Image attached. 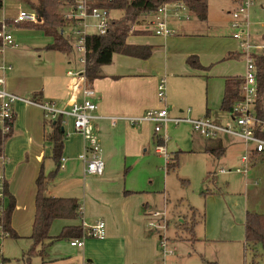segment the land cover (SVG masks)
<instances>
[{
	"label": "crops",
	"instance_id": "0c3cea01",
	"mask_svg": "<svg viewBox=\"0 0 264 264\" xmlns=\"http://www.w3.org/2000/svg\"><path fill=\"white\" fill-rule=\"evenodd\" d=\"M237 3L238 0H228L226 7L221 9L228 14L227 18L229 17L230 24H232L231 12ZM67 6L68 4H64L60 12H63L64 8L67 9ZM176 15H180L181 18H176ZM5 18L7 17L5 16L1 22ZM183 18L182 12L166 10L168 26L170 27L171 23H175V21L179 22V25L174 36H160L154 31L155 15L151 13L142 16L135 28L147 29L150 32L130 35L128 41L135 44L152 45L154 47L152 56L148 59H140L115 53L112 62L101 67V76L89 82L95 90L92 99L98 105L95 114L99 118L94 123L101 144V157L105 162L102 175L84 173V163L80 159V154L84 149V137L75 131L73 117H68L66 120V123H69V128L65 129L64 124L65 140L60 169L57 176L48 184L46 193L50 196L77 198L81 204L82 218L55 219L50 227L49 235L54 237L61 232L63 227L81 225L83 220L88 224H92L96 220H103L105 234L98 238L87 237L81 247L71 245V239L47 241L45 249L42 245L37 246L36 249L34 257L40 264L157 263L159 256L157 233L148 227L147 214L156 208L152 194L157 191L154 182L158 175H155L154 172L158 171L156 157L160 159L161 154L156 151L154 143H158L159 136L154 131L153 122L132 124L128 118L139 117L148 109L161 107L157 87L163 76L180 81L179 77L189 72L185 67V63L188 64L187 51L183 50L180 44L186 43L184 40L196 33ZM251 39L252 43L257 46L255 53L263 52L264 34L258 42ZM72 51L71 53H74ZM217 54H222L233 64L243 58L239 44H234L233 41L229 45L221 47ZM214 57H209L208 61ZM65 69L68 75V71L71 69H67L65 61H39L31 73H26V70L20 67L15 69L13 66L12 70L6 73V86L8 90L20 96L43 102L52 101L56 104L61 102L63 106L69 108L73 101L82 98L84 83L82 79L73 76L66 82L64 79L61 80L60 74ZM238 72L226 71V74L223 75L224 81L226 77L243 76L244 73ZM258 98L257 96V100ZM258 101L264 104V97H260ZM258 101L255 104L257 112ZM167 106L169 110V105L167 104ZM211 106L219 107L222 111L221 101L220 105L216 101ZM182 111L184 112L180 109V112ZM185 111L189 113L192 110L186 109ZM262 111L264 115V109ZM43 116V111L38 106L17 100L14 104L12 132L4 145V151L8 158L4 168L6 184L9 193L16 199L12 227L19 236L15 239H23L27 249L32 246L30 236L35 213L36 178L41 166L44 167L45 160H53L51 157L52 143L45 139V133L50 130V126L46 125ZM204 116L210 117L221 125L231 124L228 117L222 118L220 115L218 116V113L213 117L211 108H206L203 114L191 118ZM197 134L204 139L200 153L211 157L204 169L206 171L205 187L208 189V185L214 182L219 190L226 188V193L218 195L213 191L207 193V207L204 217L201 216L199 225L202 233L198 231V226L193 234L194 239L189 238L187 233L183 235V238L177 237L175 221L176 218L188 214V205L196 206L188 204L183 211L173 212L174 217L173 220L171 219L173 235L170 241L176 247V254L172 257V261L173 264H211L210 262L224 264L221 257L223 252L219 243L239 240L244 246L247 211L264 213V162L260 163V166H256V161L249 176L246 178L243 175L250 189L247 187L246 193L241 196V192L237 189L231 190L228 177H224L219 183L215 174L239 173L235 169L241 165L244 141L228 134H221L215 139ZM209 143L222 144L223 150L220 151V156L207 151ZM175 152L179 153V150L172 151V153ZM143 157L149 159L152 173L145 179L148 182L147 185L137 187L136 179L129 178L128 173ZM63 158L64 160H62ZM262 159L264 157L258 161ZM53 165L50 164L48 171H45L54 170L56 162L54 167H52ZM220 168L231 171L221 173L219 172ZM178 170L173 173H177ZM20 173L31 179L30 185L25 190L19 189ZM166 173L171 172L166 171ZM257 178L260 179V183ZM164 180L166 193L168 189L167 177H164ZM183 180L187 181V179H181L182 182ZM179 199H177L176 205H181ZM175 207L177 209V206ZM234 224L239 229L235 234L230 231Z\"/></svg>",
	"mask_w": 264,
	"mask_h": 264
},
{
	"label": "rangeland",
	"instance_id": "374dc122",
	"mask_svg": "<svg viewBox=\"0 0 264 264\" xmlns=\"http://www.w3.org/2000/svg\"><path fill=\"white\" fill-rule=\"evenodd\" d=\"M227 1L228 0H209L208 16L206 20H200L182 4H171L167 7V10L182 12L184 17L183 20L188 22L195 31L196 35L187 37L186 40H184L186 43L180 44V46L183 50L187 51L188 57L197 56L196 59L204 66V68H198L190 66L189 63H185V67L189 72L181 75L179 77L180 81L163 76L166 78L167 84L166 105H169L171 117L180 116L191 118L203 114L206 108H211L213 117L218 113V116L220 115L222 118L224 116L228 117V120L230 119L232 122V118L228 112L221 111L219 107L216 108L211 106L216 101L220 105L222 99L221 93L225 87L223 78V75L226 74L225 72L230 70L244 73L245 71V60L243 58V61L237 60L235 61L236 63L233 64L222 54H217L221 47L229 45L232 41L234 44H239L240 46L239 41L233 38V33L237 30L229 23V17L227 18L228 14L221 10L223 7H226ZM38 5L39 0H4L3 6L0 5V21L3 20L5 16L13 19L19 12L37 13ZM64 10L67 9L64 8ZM122 15L123 10L121 9L111 10V16L114 18H119ZM180 15H176V18L180 19L182 16ZM178 25L179 22L176 21L175 23H171L169 27L171 36L175 35ZM11 26V34L15 39L17 47L7 49L5 57L9 63L13 64L15 69L20 67L25 69L26 73H31L39 61H65L67 69H71L73 72H77L84 68V64L79 58L81 54L78 51L72 49L74 53H71V51L62 52L49 48V46L54 43V36L51 33L40 27L28 24H16ZM65 31L68 33L69 28H66ZM249 32L251 38L256 42L260 41L264 34V0H256L251 6ZM70 41L72 45H75V38L71 37ZM72 57L74 59H71ZM209 57L214 58L208 61ZM68 61H70V63H68ZM71 77L72 75H67L66 69L60 74V79H64L65 82ZM160 104L161 107L164 106L163 103L160 102ZM56 106L63 107L61 102H57ZM180 109L184 110V112H180ZM186 109H191L192 111L186 113ZM64 119L67 120L68 116H65ZM44 120L47 126H50L53 122V120L46 119L45 117ZM67 128H69V123L65 122V129ZM167 136L168 139L164 143L166 153H161L160 159L156 157L158 171L154 172V174L158 175V177L154 185L157 187V191L153 192L152 196L154 198L153 203L156 205V208L153 210L166 212L167 220L169 221L167 235L172 238L173 212L179 210L183 211L188 204H191L196 206L201 211L200 214L202 213L204 217L207 207V193H210V191L217 193V195L226 193V188L219 190L214 182L208 185V189L205 187L204 178L206 171L204 169L211 157L200 153L202 141H204V139L193 131L189 122L181 121L176 123L174 121H169L167 125ZM156 145L157 142L154 143V147H156ZM174 150H179V170L177 173L171 172L167 174L165 169V155L168 153L171 156ZM263 162L264 159L257 161L256 166H260V163ZM50 164H54L52 167L55 166L53 160L46 159L44 170L49 169ZM151 173L152 169L150 168L149 159L143 157L139 159L135 167L130 170L128 177H134L136 179V186L141 187L148 184L145 179L148 175H151ZM215 175L219 183L222 182L224 177H228L231 190H233V188L237 189L241 192V196L246 193L247 187L250 189L246 184L247 180L243 178V174L241 173H217ZM19 176V189L25 190L27 186L30 185L31 179L26 175H21V173ZM164 177L168 179V189L166 193L164 191ZM181 179H187V181L183 183ZM257 180H259L258 182L260 183V179L257 178ZM178 198H180L178 201H180L179 203L181 205H176ZM6 199L7 196L4 201L5 207L8 203V199ZM175 206H177V209ZM179 219L181 218H176V221ZM199 225L200 221H197L194 232H196V228ZM232 226L230 228L231 233H237L239 231L237 226L235 224ZM2 231L3 230L0 229V247L3 253V255H0V264H26L22 258L23 251L27 249L23 239H15L3 235ZM198 231L202 233L201 226L198 227ZM219 244L223 252L221 257L224 264H251L253 259H255L257 264H264V255L260 245L257 246V255L254 256L253 251H249L245 255L244 246L239 240L233 242H220ZM181 246L183 245L181 244ZM34 256L31 258L30 264H40Z\"/></svg>",
	"mask_w": 264,
	"mask_h": 264
},
{
	"label": "built area",
	"instance_id": "2783aa9c",
	"mask_svg": "<svg viewBox=\"0 0 264 264\" xmlns=\"http://www.w3.org/2000/svg\"><path fill=\"white\" fill-rule=\"evenodd\" d=\"M98 0H71L67 10H64L63 16L71 19L68 33L64 29V34L69 38H75L73 50L81 54L80 60L84 68L77 72L68 71V75L83 80L82 98L73 101L69 108L57 107L52 101H37L32 98L20 96L7 89L6 73L12 70L13 65L6 60L5 53L9 48H16L17 44L11 34V26L4 21L0 27V211L4 209V200L6 198V179L4 168L8 161L4 151L5 141L12 132L14 104L21 100L27 104H33L42 109L46 119H61L64 125L65 116L73 117L75 131L84 137V149L80 154V159L84 163V173L93 175H102L105 169V162L101 157V144L98 133L95 128V120L99 118L95 114L98 105L92 99L95 90L90 86L85 75L86 66V36L91 33L105 34L110 26L111 9L104 6L96 5ZM256 0H238L237 6L232 10V26L237 30L233 33V38L240 43L241 54L245 60V72L243 81L240 86L241 98L233 103L229 111L232 122L228 125H221L214 122L210 117L200 118L188 117H171L168 106L166 105L167 84L165 77L161 78L157 95L164 106L158 109H148L142 116L128 118L132 124L142 123L145 121L153 122L154 131L161 142L156 145V151L166 153L164 143L168 139L167 125L169 121L176 123L187 121L191 124L192 129L200 135L215 139L221 134H228L238 137L244 141V151L241 155V165L235 171L243 174L246 178L254 163L264 157V118L259 116L255 104L258 96L257 84V64L255 46L252 43L249 32V17L251 6ZM4 0H0L3 6ZM171 4L180 5L182 3H164L155 13L154 31L160 36H168L171 30L166 20V10ZM183 5V4H182ZM185 7V5H183ZM38 13L19 12L14 18L16 22L33 21L39 22ZM263 47V46H259ZM190 110V109H188ZM64 160V158L62 159ZM166 164L169 160V154L165 155ZM166 167V166H165ZM231 170L220 168L219 172L226 173ZM148 227L154 229L157 233L159 256L156 264H173L172 257L176 254V247L171 244L170 237L167 235L168 220L166 212L151 210L148 212ZM82 234L80 237L72 238L70 244L73 246H83L87 237H102L105 234V222L96 220L88 224L85 220L81 223ZM0 229L3 230L0 222ZM3 235H6L2 231ZM0 255H3L0 247Z\"/></svg>",
	"mask_w": 264,
	"mask_h": 264
},
{
	"label": "trees",
	"instance_id": "16d2710c",
	"mask_svg": "<svg viewBox=\"0 0 264 264\" xmlns=\"http://www.w3.org/2000/svg\"><path fill=\"white\" fill-rule=\"evenodd\" d=\"M71 0H39L37 13L41 16L39 22L21 21L16 22L12 18H5L4 22L8 25L28 24L40 27L54 36V43L49 46L62 52L72 51L73 45L70 38L64 34V29L72 22L71 19L63 16L60 10L64 4H70ZM164 3H182L200 20H206L208 16L209 0H98L96 5L108 7L112 9L123 10V15L119 18H112L108 31L105 34L91 33L86 36V66L85 75L88 82L101 76V67L112 62L115 53H121L131 57L140 59H148L152 56L154 47L150 44L130 43L128 38L133 34L149 33L150 30L136 29L140 18L144 15L155 13L157 9ZM1 27V21H0ZM197 56L187 58L189 64L204 68V66L196 59ZM257 64V84L258 97H264V51L256 54ZM243 76L226 77L225 89L221 100V109L229 112L234 102L241 98L240 86ZM258 98V100H259ZM257 100V101H258ZM264 104L261 101L257 103L259 116L264 118ZM61 119L53 120L50 130L45 133V139L52 143V159L56 162V168L46 172L43 165L36 178V195H35V213L32 222V246L24 251L22 256L26 264H30L31 258L35 255L37 246L42 245L45 249L47 241L69 240L80 237L82 234L81 225H67L63 227L61 232L52 237L49 235L50 227L55 219H79L82 218V210L80 201L75 197L50 196L46 190L48 184L57 176L60 169V160L64 147L65 132ZM11 134V133H10ZM8 135V137L10 136ZM158 142H161L159 139ZM223 146L220 143H209L207 151L214 153L216 156L221 155ZM180 160L178 152L169 155L166 164L167 172H176L179 168ZM210 177V175H209ZM185 182V180H183ZM5 194L8 199L7 206L0 211V222L3 231L7 236L19 237L16 230L12 227V215L16 207L15 197L9 193L6 184ZM188 214L181 216L183 220L175 222V234L179 238L187 233L193 238L194 229L197 221L203 217L201 211L196 207L188 205ZM199 218V219H198ZM169 223V221H168ZM194 239V238H193ZM192 239V240H193ZM262 247L264 255V213L256 211H247L245 216V237L244 250L245 255L249 251L257 255V246ZM43 251L45 252V250ZM218 264L217 262H210ZM251 264H257L255 259Z\"/></svg>",
	"mask_w": 264,
	"mask_h": 264
},
{
	"label": "water",
	"instance_id": "95a60500",
	"mask_svg": "<svg viewBox=\"0 0 264 264\" xmlns=\"http://www.w3.org/2000/svg\"><path fill=\"white\" fill-rule=\"evenodd\" d=\"M41 20V16L38 18V21H40ZM63 130H64V128H63Z\"/></svg>",
	"mask_w": 264,
	"mask_h": 264
}]
</instances>
